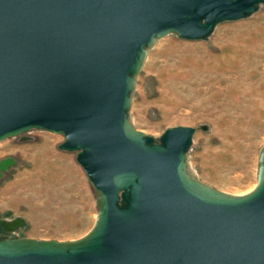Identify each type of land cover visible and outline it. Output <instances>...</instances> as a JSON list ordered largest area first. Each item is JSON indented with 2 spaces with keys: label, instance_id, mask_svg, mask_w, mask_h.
<instances>
[{
  "label": "water",
  "instance_id": "water-1",
  "mask_svg": "<svg viewBox=\"0 0 264 264\" xmlns=\"http://www.w3.org/2000/svg\"><path fill=\"white\" fill-rule=\"evenodd\" d=\"M259 4L0 0V142L31 130L63 135L58 147L77 152L98 206L75 241L0 234V264H264V147L256 187L235 196L187 172L195 128H169L155 143L129 119L135 77L156 39H204ZM14 164L3 159L0 178Z\"/></svg>",
  "mask_w": 264,
  "mask_h": 264
},
{
  "label": "rangeland",
  "instance_id": "rangeland-1",
  "mask_svg": "<svg viewBox=\"0 0 264 264\" xmlns=\"http://www.w3.org/2000/svg\"><path fill=\"white\" fill-rule=\"evenodd\" d=\"M131 99V125L155 143L169 128H195L186 158L193 178L228 194L256 187L264 147V4L217 24L204 39L176 33L156 39ZM22 136L0 142V160L16 159L0 179L2 239L84 237L97 218V192L77 152L59 149L61 134L31 130ZM17 218L22 227L3 230L1 222Z\"/></svg>",
  "mask_w": 264,
  "mask_h": 264
},
{
  "label": "flooded vegetation",
  "instance_id": "flooded-vegetation-1",
  "mask_svg": "<svg viewBox=\"0 0 264 264\" xmlns=\"http://www.w3.org/2000/svg\"><path fill=\"white\" fill-rule=\"evenodd\" d=\"M7 158H10V157H7ZM12 158V157H11ZM4 159H6V158H4ZM14 160H15V164L14 165H11V166H9L8 167V169L7 170H5V171H2V177L1 178H3L4 176H5V174L7 173V172H9V170L13 167V166H15L16 165V159L15 158H13ZM3 159H1L0 160V162L2 161ZM0 178V179H1Z\"/></svg>",
  "mask_w": 264,
  "mask_h": 264
},
{
  "label": "bare ground",
  "instance_id": "bare-ground-1",
  "mask_svg": "<svg viewBox=\"0 0 264 264\" xmlns=\"http://www.w3.org/2000/svg\"><path fill=\"white\" fill-rule=\"evenodd\" d=\"M254 188H255V186H254L253 188H251L250 190H248L247 192H245V191H244V193H243V192H241L240 194H232V195H235V196H242V195H246V194H248V193L252 192V191L254 190Z\"/></svg>",
  "mask_w": 264,
  "mask_h": 264
}]
</instances>
